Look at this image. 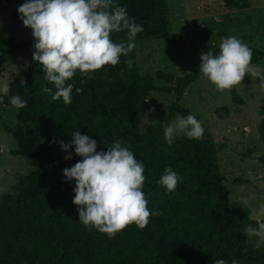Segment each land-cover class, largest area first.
Here are the masks:
<instances>
[{
    "label": "trees",
    "instance_id": "trees-1",
    "mask_svg": "<svg viewBox=\"0 0 264 264\" xmlns=\"http://www.w3.org/2000/svg\"><path fill=\"white\" fill-rule=\"evenodd\" d=\"M17 0H0L14 4ZM227 11L251 8L250 0H220ZM126 5L130 16L143 25L135 44L148 38L188 46L181 33H173L166 22L168 0H116ZM18 18L17 11L13 14ZM19 19V18H18ZM114 42L127 40L126 30L110 34ZM227 36L225 31L219 37ZM35 51L29 42H17L12 27L0 20V78L13 61L26 58L23 76L15 77L1 105L14 107L11 95L27 100L16 108L17 120L26 125L13 131L17 149L4 151L34 160L39 169L20 179L11 194L0 198V264H213V260L237 259L239 264H264V244L252 247L257 237H249L246 225L264 223L251 218V209L242 200L232 201L220 171L217 148L203 138L192 139L183 133L171 145L163 137V127L190 110L181 103L187 88L200 76L199 66L184 76L157 71L140 75L134 49L121 56L117 65H105L91 79L77 70L71 103L51 99L45 87L42 66L33 61ZM131 60V64L127 60ZM264 60V49L252 48L251 64ZM81 80L84 81L81 84ZM155 80L165 85H157ZM80 87L82 92L76 93ZM236 104L244 101L236 85L229 89ZM153 92L173 94L175 100L159 122L141 130L140 113L149 109L147 98ZM264 115V108L261 110ZM78 129L97 141V151L119 140L144 162L143 191L151 215L140 228L129 224L113 236L88 230L78 221L73 204V181H66L62 170L80 159L61 148L59 140L69 142ZM12 132V131H10ZM264 147V118L259 125ZM68 152H72L69 148ZM253 158L252 151L242 154ZM264 169V154L254 157ZM183 178L175 190L167 192L157 183L165 166ZM237 183H241L238 181Z\"/></svg>",
    "mask_w": 264,
    "mask_h": 264
},
{
    "label": "clouds",
    "instance_id": "clouds-1",
    "mask_svg": "<svg viewBox=\"0 0 264 264\" xmlns=\"http://www.w3.org/2000/svg\"><path fill=\"white\" fill-rule=\"evenodd\" d=\"M18 18L32 30L34 38L33 61L43 69L45 80L52 87L44 91L51 99L62 98L71 103L74 82H68L76 73L87 75L102 66L117 65L121 56H127L135 47V37L143 31V25L130 16L126 5L116 0H24L17 7ZM126 30L127 40L114 42L110 34ZM252 49L235 35L220 38L219 48H211L200 54L199 73L203 74L219 90L241 84L245 74L261 76L260 69L251 64ZM130 65L131 60H127ZM264 82V80H262ZM84 81L81 80V84ZM76 93L83 91L76 87ZM9 92V84L0 80V103ZM9 102L16 108H24L26 99L14 94ZM200 120L192 113L177 116L174 123L163 127V137L171 145L174 138L183 133L199 139L204 134ZM69 142L59 140L61 148L71 159L73 153L80 157L71 167L62 170L66 181L74 180L72 202L77 206L78 221L88 230L96 229L109 236L115 235L129 224L143 228L151 215L160 214L148 208L143 189L145 165L135 158V153L119 140L97 151V141L78 129L71 132ZM71 148L72 152H68ZM182 177L171 166H165L157 183L167 192L175 190ZM258 214L264 215V202L258 205ZM249 237H257L252 247L264 244V223L244 228ZM213 264H229L224 258ZM230 264H239L232 259Z\"/></svg>",
    "mask_w": 264,
    "mask_h": 264
},
{
    "label": "rangeland",
    "instance_id": "rangeland-1",
    "mask_svg": "<svg viewBox=\"0 0 264 264\" xmlns=\"http://www.w3.org/2000/svg\"><path fill=\"white\" fill-rule=\"evenodd\" d=\"M23 2L0 4V20L12 27L17 42L34 45L32 30L13 16ZM168 2L170 11L166 22L173 33L184 35L188 46L181 48L160 38H148L135 44L140 75L149 73L155 77L157 71H164L184 76L192 72L200 65L202 52L211 48L218 50L221 31L227 36H237L251 49H264V0H250L251 8L243 11L224 10L220 0ZM255 66L260 69L261 76L245 74L241 84L236 85L243 104L234 103L229 89H217L203 74L187 88L181 103L201 121L205 130L201 138L216 146L220 171L231 200L245 202L251 209V218L259 221L264 217L258 214V205L264 202V169L254 157L264 154L259 134V125L264 118L261 113L264 108V60ZM26 68V58L17 59L6 67L0 80L10 85L13 78L24 75ZM155 81L157 85H165ZM147 100L149 109L140 113L142 131L160 121L175 96L153 92ZM16 114L14 107L0 104V198L11 194L21 178L39 169L36 161L4 151L18 148L13 131L26 127L17 120ZM249 151L253 158L242 155Z\"/></svg>",
    "mask_w": 264,
    "mask_h": 264
}]
</instances>
